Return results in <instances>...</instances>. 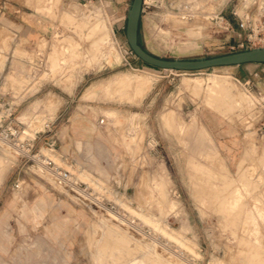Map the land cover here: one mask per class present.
<instances>
[{"label": "rangeland", "instance_id": "rangeland-1", "mask_svg": "<svg viewBox=\"0 0 264 264\" xmlns=\"http://www.w3.org/2000/svg\"><path fill=\"white\" fill-rule=\"evenodd\" d=\"M131 3L0 0V264H264V65H148L127 41ZM98 20L113 39L99 47ZM263 23L264 0H144L139 35L161 58L214 57ZM42 156L76 168L97 206Z\"/></svg>", "mask_w": 264, "mask_h": 264}, {"label": "water", "instance_id": "water-1", "mask_svg": "<svg viewBox=\"0 0 264 264\" xmlns=\"http://www.w3.org/2000/svg\"><path fill=\"white\" fill-rule=\"evenodd\" d=\"M143 4L144 0H132L127 15L126 36L132 51L148 65L161 69L198 71L222 66L264 63V47L193 59H165L158 57L145 49L139 42Z\"/></svg>", "mask_w": 264, "mask_h": 264}, {"label": "built area", "instance_id": "built-area-1", "mask_svg": "<svg viewBox=\"0 0 264 264\" xmlns=\"http://www.w3.org/2000/svg\"><path fill=\"white\" fill-rule=\"evenodd\" d=\"M226 18L224 16L220 17V21L223 22ZM215 20V18H214ZM250 20V19H249ZM227 25H231V23L228 21ZM119 44V43H118ZM232 49H241V50H248L255 47H264V23L262 25H257L256 29H253V32L248 34L244 40H241L238 44H234L230 46ZM121 48V46H120ZM133 53V52H131ZM39 57L36 59V61L33 63L34 68L36 69L44 67L46 65V60L44 59V56L38 52L37 54ZM10 105V102L7 99V96L5 94L0 93V106L4 108V106ZM7 109V108H6ZM7 110H2L1 116L4 118L6 115ZM12 112L8 114V116H11ZM105 122V119H100L99 123L103 124ZM56 145V140H54L49 146L51 149H54V146ZM17 148L21 151H24L28 149L31 151L34 148V143L30 141L20 140L16 144ZM42 165L44 168L48 171L50 177L59 183L60 186L65 187L66 189H73L74 186L81 187V182L74 177V175L67 169H64L62 166L57 165L55 161L49 157L42 156ZM86 190V189H85ZM78 196V195H76ZM77 199H79L77 197ZM83 202V201H82Z\"/></svg>", "mask_w": 264, "mask_h": 264}, {"label": "bare ground", "instance_id": "bare-ground-1", "mask_svg": "<svg viewBox=\"0 0 264 264\" xmlns=\"http://www.w3.org/2000/svg\"><path fill=\"white\" fill-rule=\"evenodd\" d=\"M207 20L208 21H212V22H214V17L213 16H208V18H207ZM93 30L94 31H97V32H99V38L95 41V46H97V47H99L100 45H103L104 43H110V42H112L113 41V39H112V36H111V32H112V28L110 27V26H108L106 23H105V21H103V20H98L97 21V23H95V25H94V28H93ZM215 80V79H214ZM212 84V83H211ZM202 85V83H200V82H198V81H196V87H200ZM222 85H223V82H222V80H220V79H217L215 82H214V85H213V87L214 88H220V87H222ZM0 139H2L1 137H0ZM4 142H5V140H3ZM10 142H11V140H10ZM16 142V141H15ZM15 142H13V143H15ZM7 143H8V141H7ZM18 143V142H17ZM8 145H11V143L10 144H8ZM14 145H16V144H14ZM16 148H17V146H16ZM3 149V148H2ZM17 150V149H16ZM19 150V149H18ZM5 151V150H4ZM21 151V150H20ZM45 152H46V154H47V156H52V158L53 159H56L55 161L56 162H59L60 161V159H59V157L53 152V151H49V150H44ZM10 154V153H9ZM61 162V161H60ZM40 163L42 164V158H41V160H40ZM65 164V163H64ZM69 166H70V164H69ZM65 167H66V165H65ZM68 167V166H67ZM66 167V168H67ZM71 167V170L73 171V174L74 173H76L75 171H76V168H74L73 166H70ZM79 172V171H78ZM79 175V174H78ZM77 175V176H78ZM52 179V178H51ZM53 180V179H52ZM86 180V179H85ZM90 182L91 183H94V180H92V179H90ZM96 184V183H95ZM100 187V186H99ZM70 192H72L73 194H75L74 196L75 197H78L79 198V200H81V201H83V202H85V203H89L90 205H93L94 207H96L97 205H96V203L92 200V197H91V195L89 194V192H87L85 189H83V188H80V187H77V186H74L73 187V189H71V190H69ZM76 195H78V196H76ZM236 199V198H235ZM107 211V213H108V215H109V217H111V218H113V219H115V220H118L120 223H122L123 225H128V222L126 221V219H124L123 217H120V216H117L116 214H114V213H112L111 211H109V210H106ZM139 232V231H138ZM165 232V234L166 235H168L169 237H172V238H174V239H178L176 236V238L169 232V231H164ZM138 235V234H137ZM140 238V237H139ZM138 238V239H139ZM178 240H180V239H178ZM139 241H141V240H139ZM178 243H179V241H178ZM180 244V243H179ZM185 244V243H184ZM185 245H188V244H185ZM194 246H195V244H194ZM188 247V246H187ZM192 247V246H191ZM194 249V248H193Z\"/></svg>", "mask_w": 264, "mask_h": 264}, {"label": "crops", "instance_id": "crops-1", "mask_svg": "<svg viewBox=\"0 0 264 264\" xmlns=\"http://www.w3.org/2000/svg\"><path fill=\"white\" fill-rule=\"evenodd\" d=\"M117 1H118V0H109V2H110L111 4H114V3L116 4ZM209 22H212V21H209ZM199 27H200L199 30H201V28H202L203 26L200 25ZM190 33H191L193 36H197L200 32L191 29V30H190ZM139 40H140V35H139ZM247 65L261 66V65H264V63H248V64H243V65H234V66H230V67H231V68H236V69H234L235 71H233V73L236 72V71H241V72L244 71V72H242L243 75H247V74H248V73H247V70H253L254 68H257V67H254V68L246 67ZM245 71H246V72H245ZM245 77H247V76H245ZM95 87H96V86H95ZM93 90H94V88H91V89L89 90V92H91V91H93ZM96 124H97L96 121H95L94 123H92L93 127L97 126ZM244 160H245V159H243L242 163L244 162ZM236 191H237V192H236V194H235V195H236L235 197H238V198H237V199L234 198L233 201H230L229 207H231V208H233V207H235V206L238 205L239 197H241L240 190L237 189ZM237 200H238V201H237ZM260 213H261V214H264V211H263V210H260Z\"/></svg>", "mask_w": 264, "mask_h": 264}, {"label": "trees", "instance_id": "trees-1", "mask_svg": "<svg viewBox=\"0 0 264 264\" xmlns=\"http://www.w3.org/2000/svg\"><path fill=\"white\" fill-rule=\"evenodd\" d=\"M140 25H141V23H140ZM139 42H140V40H139ZM140 44H141V42H140ZM142 45V44H141ZM143 46V45H142Z\"/></svg>", "mask_w": 264, "mask_h": 264}]
</instances>
